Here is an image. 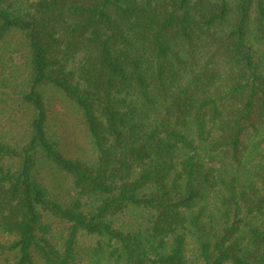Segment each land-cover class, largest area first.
Masks as SVG:
<instances>
[{
    "label": "trees",
    "instance_id": "16d2710c",
    "mask_svg": "<svg viewBox=\"0 0 264 264\" xmlns=\"http://www.w3.org/2000/svg\"><path fill=\"white\" fill-rule=\"evenodd\" d=\"M12 32L29 51L33 117L24 146L0 143V234L14 238L0 244L4 263L73 264L83 232L118 264H186L189 236L200 264H264V138L251 145L264 132V0H0V42ZM46 85L80 112L92 163L48 137ZM249 148L254 183L212 180L211 166L240 167ZM40 162L71 179L69 206L36 179ZM128 209L148 214L143 231L109 221ZM44 216L70 225L63 251Z\"/></svg>",
    "mask_w": 264,
    "mask_h": 264
},
{
    "label": "rangeland",
    "instance_id": "374dc122",
    "mask_svg": "<svg viewBox=\"0 0 264 264\" xmlns=\"http://www.w3.org/2000/svg\"><path fill=\"white\" fill-rule=\"evenodd\" d=\"M27 2L36 0H23ZM78 61L70 68L75 71ZM29 51L24 38L18 33H10L0 42V143L20 149L28 140L29 123L33 117L31 108L22 100L27 91L29 80ZM40 93L47 108L48 123L46 131L51 141L56 142L61 154L70 160H80L92 163L96 154L87 134L80 112L72 105L58 89L46 85L40 88ZM264 138V132L254 137L251 145ZM206 151H204L205 153ZM201 159H204V154ZM255 153L249 148L242 159V166L235 167L232 163L223 162L211 166L215 169L212 180L229 183L235 178L234 185L243 188L254 183L253 173L256 165ZM218 161V160H217ZM223 165V167L221 166ZM8 167L16 169L18 162L8 163ZM35 177L46 190L50 199L56 200L64 206H69L77 199L72 187L71 179L57 171L51 165L40 162L37 165ZM220 185V183H219ZM150 189L143 190L148 193ZM216 197H211L213 203ZM82 211L90 213L97 205L95 198L82 200ZM217 205V203H216ZM212 206L206 214H212L215 224L213 228L220 231L219 219ZM149 216L143 211L128 209L109 219L114 228L120 231H143ZM44 223L49 225L47 238L59 251H63L71 227L69 224L43 217ZM206 221V220H205ZM244 230V229H243ZM14 238L0 234V244L9 245ZM110 249L96 236H89L83 232L77 233L73 243V264H118L115 257L110 256ZM8 262L0 259V264H11L14 255H7ZM35 264H44L37 256H33ZM186 264H200L199 251L194 239L189 236L186 249Z\"/></svg>",
    "mask_w": 264,
    "mask_h": 264
}]
</instances>
